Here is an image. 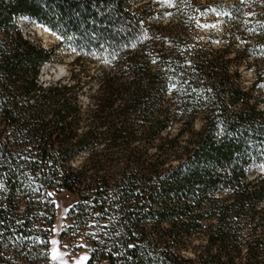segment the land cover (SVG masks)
<instances>
[{"label":"trees","instance_id":"trees-1","mask_svg":"<svg viewBox=\"0 0 264 264\" xmlns=\"http://www.w3.org/2000/svg\"><path fill=\"white\" fill-rule=\"evenodd\" d=\"M261 25L264 0H0V264L48 263L61 192L86 264H264Z\"/></svg>","mask_w":264,"mask_h":264},{"label":"rangeland","instance_id":"rangeland-1","mask_svg":"<svg viewBox=\"0 0 264 264\" xmlns=\"http://www.w3.org/2000/svg\"><path fill=\"white\" fill-rule=\"evenodd\" d=\"M18 25L23 34L31 42L39 43L42 47L45 48L56 43V37L52 33L44 29L40 25L35 24L29 18L22 17V19L19 20ZM38 27L41 28L43 32H40L38 30ZM63 51H65V49L61 47L59 49V52L63 53ZM70 59V57H59L51 64H48L46 66L44 65L40 73V83L46 85L50 80L65 78L67 76V68L65 66V63H67ZM242 72L244 75L245 85H250L253 79L251 71L242 69ZM255 169H257V167L253 168V170ZM76 201V197L67 195L64 192L54 194L52 197V202L54 204V224L51 235L49 237V241L51 239H57L60 241V250L70 253L69 256L65 257V259L69 261V264L82 256L87 255L89 257V252L86 249L73 251V247H78L77 245H84L83 248H85V244L83 242L70 245L68 240L62 239L60 237V233L69 225V222L67 220L68 210L73 206V204L76 203ZM64 245H67L68 247L65 248ZM50 248L51 244H49L48 251ZM47 264H54V262L48 259Z\"/></svg>","mask_w":264,"mask_h":264},{"label":"snow or ice","instance_id":"snow-or-ice-1","mask_svg":"<svg viewBox=\"0 0 264 264\" xmlns=\"http://www.w3.org/2000/svg\"><path fill=\"white\" fill-rule=\"evenodd\" d=\"M163 3H167L169 6H172V0H162ZM219 14V13H218ZM251 15V14H250ZM261 28H264V25L260 26ZM256 29L253 28L251 31H255ZM71 39V38H69ZM264 87V85H262ZM262 171H264V166H262ZM51 195V194H49ZM67 211V210H65ZM54 231V230H53ZM41 244H51V248L48 252L42 253V255L46 256L49 260L54 262V264H69V261L65 259V257L69 256L70 253L61 251L60 250V241L57 239H51L49 240H38ZM78 247H84V245H77ZM64 247H68L67 245H64ZM129 247H132L130 245ZM89 259L87 255L80 257L77 260H74L71 262V264H85V262Z\"/></svg>","mask_w":264,"mask_h":264},{"label":"bare ground","instance_id":"bare-ground-1","mask_svg":"<svg viewBox=\"0 0 264 264\" xmlns=\"http://www.w3.org/2000/svg\"><path fill=\"white\" fill-rule=\"evenodd\" d=\"M26 18H27V17H26ZM20 19H22V18H18V22H19ZM38 30H39L40 32H43V31L41 30V28H39V27H38Z\"/></svg>","mask_w":264,"mask_h":264}]
</instances>
